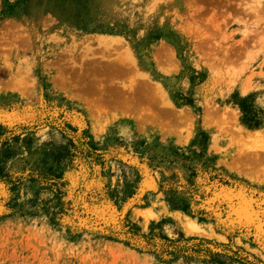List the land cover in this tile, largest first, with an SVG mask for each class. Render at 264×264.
Segmentation results:
<instances>
[{"label":"rangeland","instance_id":"rangeland-1","mask_svg":"<svg viewBox=\"0 0 264 264\" xmlns=\"http://www.w3.org/2000/svg\"><path fill=\"white\" fill-rule=\"evenodd\" d=\"M256 213L264 0H0V264H264Z\"/></svg>","mask_w":264,"mask_h":264},{"label":"trees","instance_id":"trees-1","mask_svg":"<svg viewBox=\"0 0 264 264\" xmlns=\"http://www.w3.org/2000/svg\"><path fill=\"white\" fill-rule=\"evenodd\" d=\"M240 106L243 112L242 121L246 126L252 128H257L261 126L262 122L259 115L254 112L252 106L250 105V103H248L247 99L241 101Z\"/></svg>","mask_w":264,"mask_h":264},{"label":"bare ground","instance_id":"bare-ground-1","mask_svg":"<svg viewBox=\"0 0 264 264\" xmlns=\"http://www.w3.org/2000/svg\"><path fill=\"white\" fill-rule=\"evenodd\" d=\"M246 203H247V205L250 207V208H253L254 206H253V203H252V201L250 200H248V201H246ZM255 219H259L258 220V228H259V230H264V224H263V222H262V220H261V215L259 214V213H256L255 214ZM254 217V216H253ZM257 224V223H256Z\"/></svg>","mask_w":264,"mask_h":264}]
</instances>
